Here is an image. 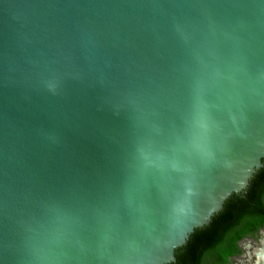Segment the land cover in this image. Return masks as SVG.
I'll return each mask as SVG.
<instances>
[{
    "label": "water",
    "instance_id": "95a60500",
    "mask_svg": "<svg viewBox=\"0 0 264 264\" xmlns=\"http://www.w3.org/2000/svg\"><path fill=\"white\" fill-rule=\"evenodd\" d=\"M264 175V0H0V264H178Z\"/></svg>",
    "mask_w": 264,
    "mask_h": 264
},
{
    "label": "trees",
    "instance_id": "16d2710c",
    "mask_svg": "<svg viewBox=\"0 0 264 264\" xmlns=\"http://www.w3.org/2000/svg\"><path fill=\"white\" fill-rule=\"evenodd\" d=\"M264 227V175L241 200L211 222L179 255L178 264H219L238 253L237 241Z\"/></svg>",
    "mask_w": 264,
    "mask_h": 264
},
{
    "label": "rangeland",
    "instance_id": "374dc122",
    "mask_svg": "<svg viewBox=\"0 0 264 264\" xmlns=\"http://www.w3.org/2000/svg\"><path fill=\"white\" fill-rule=\"evenodd\" d=\"M261 231H264V229L261 228L259 230H256L255 232L248 234L244 236L241 240H239L238 244L241 251L239 252V255L230 259L229 264H237L240 260H248L247 258L245 259V257H248L247 252L245 250V246L247 244L257 246V244L260 243V240L264 238V233H262L263 237L261 238ZM252 256H254V254H252Z\"/></svg>",
    "mask_w": 264,
    "mask_h": 264
},
{
    "label": "flooded vegetation",
    "instance_id": "af4514ba",
    "mask_svg": "<svg viewBox=\"0 0 264 264\" xmlns=\"http://www.w3.org/2000/svg\"><path fill=\"white\" fill-rule=\"evenodd\" d=\"M264 229V227H260L259 229ZM259 229H257V230H259ZM262 233H264L263 231H261V238L263 237V235H262ZM246 235H248V234H246ZM246 235H244V236H246ZM243 236V237H244ZM242 237V238H243ZM241 238V239H242ZM260 238V239H261ZM240 239V240H241ZM263 240H264V238H262L261 240H260V243H262L263 242ZM239 243V240L237 241V244ZM259 243V244H260ZM248 245V244H247ZM247 245L245 246V250H246V252H247V249H246V247H247ZM258 245V244H257ZM252 246V245H251ZM238 247H239V244H238ZM257 246H252V248H251V252H255V250H253L254 248H256ZM239 250H240V247H239ZM241 251V250H240ZM239 251V252H240ZM239 252L238 253H235V254H233V255H230V256H228L227 257V261L226 262H224V263H219V264H229V261H230V259L231 258H234L235 256H237V255H239ZM254 254V253H253ZM254 256L256 257V255L254 254ZM254 256H252L251 254L250 255H248V257H245V259L247 258L248 260H240V261H238V263L237 264H254V260H255V257Z\"/></svg>",
    "mask_w": 264,
    "mask_h": 264
},
{
    "label": "bare ground",
    "instance_id": "6f19581e",
    "mask_svg": "<svg viewBox=\"0 0 264 264\" xmlns=\"http://www.w3.org/2000/svg\"><path fill=\"white\" fill-rule=\"evenodd\" d=\"M251 248L252 246L248 244L246 247L247 255H252L253 253L256 255L254 264H264V240L262 243L258 244L256 248L253 249L255 250V252H251Z\"/></svg>",
    "mask_w": 264,
    "mask_h": 264
}]
</instances>
